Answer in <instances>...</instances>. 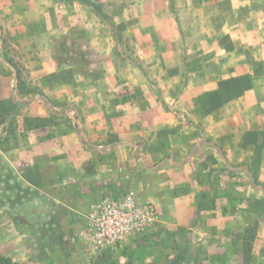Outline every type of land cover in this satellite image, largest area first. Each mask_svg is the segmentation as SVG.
<instances>
[{
  "label": "crops",
  "instance_id": "1",
  "mask_svg": "<svg viewBox=\"0 0 264 264\" xmlns=\"http://www.w3.org/2000/svg\"><path fill=\"white\" fill-rule=\"evenodd\" d=\"M25 2H29L30 5L34 3L38 10L44 14L50 13L54 20H62V23L58 21L60 30L54 26L46 35L39 36L43 40L52 38L54 44L44 46V49L38 52L41 56L36 57L34 65L30 67L32 75L33 72L41 73L38 81H32L36 85L43 83L42 96L59 114L53 115L40 97L48 111V118L59 117L63 112L51 106L45 93L50 90L49 83L53 81V74L59 70L49 62L48 56L66 59L65 67L61 69L63 73L68 72V83L59 88L76 89L72 87L74 81L78 79L74 72L80 69L85 55H89L88 52L93 46L92 34L88 30L91 19L85 17L83 10L86 8L82 3L62 0ZM263 8L264 0H210V2L173 0V12L169 7L168 9L173 14L175 22L179 24L182 20L184 30L189 32L194 30L192 29L194 24L190 22L195 21V17L200 15L199 33L196 34V38H190L192 32H189L184 41L177 38L161 41L162 47H172L166 52L163 51L160 56L163 70L161 77L158 78L157 87L162 97L159 98V103L152 105L146 103L144 108L139 107L136 99H131L130 106L134 109L131 112L136 122L129 127L128 137L131 139L126 140L130 144V149L126 150L129 152L128 155L121 159V155L126 152L116 144L106 152L94 147L99 141L107 147L116 138L108 136L103 130L104 125L98 121L94 122L93 118L88 119L85 126L91 146L85 144L86 140H81L79 134L74 135L70 131L66 141V158L73 159L75 154L72 148L77 155H81L80 157L92 159L106 153L113 161L118 155L119 164L125 162L131 169L125 170L131 175L130 182H114L107 174V170H94L92 173L77 170L80 178L71 179L79 195L77 199L72 200L68 197L66 199L65 196L61 202L60 210L66 217L61 220L60 236L71 249L72 259L79 256L80 264H264V216L260 217L262 220L260 235L256 231L249 233L253 237L247 236L249 249L243 251L241 249L243 233L237 232L234 237L226 229L225 218L234 220L233 216L221 217L218 214H213L215 215L213 218L207 216L214 203L212 198L196 203L195 197L191 195L171 197L168 193V188L174 185L189 187L193 174L205 175V169L200 168L198 162L201 159L196 158L200 154H204L206 163L214 162L220 169H223L222 165L227 168L232 159L235 163L245 159L257 164L260 160L263 161ZM73 10L82 12H70ZM237 17L243 20V23L238 24ZM137 45L148 47V41L142 39L136 43ZM94 49L93 46L91 54L95 56ZM109 54L108 48L106 55L110 56ZM62 64L64 65V62ZM112 70L116 69H110L109 72ZM184 71L186 82L182 84L181 76ZM125 72L130 76V81L139 87L140 94L151 100L153 92L149 90L148 79L146 76L143 77V72L139 74L130 64L126 65ZM114 73L117 76L116 71ZM16 84L14 69L8 63L0 61V116L6 109L5 100L7 103L14 101ZM14 86L15 97L12 99L10 92ZM19 100L17 99L18 105L28 102L20 104ZM164 103L167 104L170 113L162 107ZM3 122L1 121L0 126ZM46 123L51 121L47 120ZM42 132L41 134L30 132L25 137L19 131L17 133L15 131L13 135H9V140L5 144L0 145V159L8 160L9 157L15 156L26 160H33L36 157L51 158L53 137L47 125ZM136 136L145 138L144 146L138 148L135 144L132 145ZM203 140L205 144L202 143ZM198 145L200 151L193 155L194 148ZM211 151L216 153V159ZM158 157H161V162L151 166L152 170L156 169L154 172L142 170L141 161H154L153 159ZM9 171L24 179L23 175L34 170L27 168L20 170L18 166H14V170ZM149 176L152 180L155 179L154 182L150 183ZM261 178L264 182V175ZM25 183L30 188L35 186L28 181ZM131 184L142 188L147 200L159 207L160 223L149 228L141 236L127 239L112 251L91 253L81 233L80 226H83L81 215L100 196L118 195L123 190L131 189L129 187ZM210 184L214 187L212 183ZM149 190L160 193L161 197L152 196ZM0 198L3 196L0 195ZM3 204V201H0V254L19 264H37L28 259L34 253L31 243L27 240L28 236L19 230L16 220L6 215ZM71 215H74L76 220L73 218L70 220ZM237 220L241 222V218L237 217ZM215 223L216 228L211 230L205 228V224ZM256 234L258 238H255ZM234 257L238 260H233Z\"/></svg>",
  "mask_w": 264,
  "mask_h": 264
},
{
  "label": "rangeland",
  "instance_id": "2",
  "mask_svg": "<svg viewBox=\"0 0 264 264\" xmlns=\"http://www.w3.org/2000/svg\"><path fill=\"white\" fill-rule=\"evenodd\" d=\"M91 1L101 4L104 12L114 21L115 38L111 35V29L96 17L91 9L82 5L87 9V11L83 10L85 17L91 19L90 22L87 21L90 29L86 28L92 34V44L96 55L91 54L92 46L88 52L89 55H85L80 69L74 72L78 79L74 81L72 87L76 89L69 90L62 89L68 83V72L62 71L66 59L63 60L60 56H48L49 62L59 70L53 74V81L49 83L50 90L45 92L46 97L51 106L63 112L59 117L48 118V111L40 99L43 83L36 85L32 81H38L41 73L33 72L32 75L30 67L34 65L36 57L41 56L38 52L44 49V46L54 44L52 38L43 40L39 36L46 35L54 26L60 30L58 21L62 23V20L55 19V21L50 13L44 14L34 6V3L30 5L28 0V3L25 0H0V61L8 63L14 69L17 80L16 97L14 96L15 86L10 92V98L15 97L14 101H10L11 104L5 100L6 109L2 112L5 120L0 126V145L5 144L9 140V135H13L15 131L27 137L30 132L43 133L42 129H45V125L53 137L51 158L36 157L33 160H26L15 156L9 157L8 160L0 159V195L3 196L0 201L4 203L6 215L16 220L19 230L28 236L27 240L34 249L32 257L28 259L37 264H70L69 262L80 264L79 256L73 259L70 257L71 249L60 236L61 220L66 217L60 210L61 202L65 196L66 199L68 197L72 200L77 199L79 195L78 189L73 187L71 180L79 176L77 170H84L87 173H92L94 170H107V174L114 182H130L131 179V175L125 171L131 170L130 167L125 162L119 164L118 155L113 161L106 153L92 159L80 157L81 155H77L72 148L76 157L74 155L73 159L66 158V141L70 131L73 134H79L81 140L85 139L88 142L86 121L93 118L94 122L98 121L104 125L103 130L108 133V136L116 138L107 147H104L105 144L102 141L96 142L94 147L106 152L112 145H120L126 152L121 155V159L125 158L129 153L126 150L130 149V144L126 141L131 139L128 137L129 127L136 122L131 112L134 110L130 106L131 99H136L139 107L144 108L148 103L150 105L159 103V98L162 97L157 87L158 78L161 77L163 70L160 56L163 51L166 52L172 47H162L161 41L169 38L184 41L189 32H192L190 38H196V34L199 33L200 15L195 17V21L190 22L194 24L192 28L194 30L186 32L182 20L179 24L175 22L173 14L168 9L167 0ZM201 1L210 2V0ZM70 12L81 13L82 10ZM236 20L238 24L243 23L239 17ZM142 39L148 41V47L136 46V43ZM108 48L110 56L106 55ZM60 60L64 62V65ZM127 64L132 65L139 74L143 72L144 78L146 76L149 90L153 92L151 100L142 96L139 87L130 81V76L125 72ZM110 69L116 70L109 72ZM185 75L184 71L181 76L182 84L186 82ZM137 85L140 86V84ZM61 86L62 88H59ZM17 99L28 102L18 105ZM164 104L162 107L170 113L167 104ZM151 119L153 121V117ZM47 120L51 123H46ZM147 122L151 123V121ZM88 130L91 129L88 128ZM86 142L85 144L92 145ZM145 143L143 136H136V139L132 141V145L135 144L138 148ZM202 143L205 144V140ZM198 151H200L199 145L194 148L193 155H196ZM203 155L200 154L196 158L201 159L198 162L200 168L205 169V175L193 174L189 187L174 185L168 188V193L171 197L191 195L195 197L196 203L202 200L209 201L212 198L214 206L212 205L208 210L207 216L212 218L217 214L221 217L233 216L234 220L225 218L226 229L234 237L237 232L243 233V243L241 242L242 245H240L245 251L249 249L247 236L253 237L249 233L256 231L260 235L259 231L262 228L260 217L264 216V182L261 177L264 175V159L260 160L259 164L249 159L235 163L232 159L227 164V168L222 165L223 169H220L214 162L206 163ZM212 155L215 159L217 158L215 152H212ZM153 160L141 161L142 170L154 172L156 169L152 170L151 166L160 163L161 157ZM14 166H18L20 170L27 168L34 171L23 175L24 179H20L18 175L9 171L14 170ZM201 172L204 171L201 170ZM149 180L152 183L155 179L152 180L149 176ZM26 181L35 186L30 188L26 185ZM129 187L142 204L151 205L161 218L159 207L149 199L147 200L142 188L133 184ZM45 188H49V191ZM148 192L154 197H161L160 193L153 190ZM165 192L167 193V189ZM76 217L78 218V215ZM237 217L241 218V222H238ZM72 218L76 220L74 215H71L70 220ZM216 226V223L205 224L208 230ZM80 227L83 233V226ZM233 260L238 259L234 257Z\"/></svg>",
  "mask_w": 264,
  "mask_h": 264
},
{
  "label": "built area",
  "instance_id": "3",
  "mask_svg": "<svg viewBox=\"0 0 264 264\" xmlns=\"http://www.w3.org/2000/svg\"><path fill=\"white\" fill-rule=\"evenodd\" d=\"M83 239L93 254L112 251L127 239L141 236L160 223L149 204H142L132 189L118 195L105 194L93 201L81 215Z\"/></svg>",
  "mask_w": 264,
  "mask_h": 264
},
{
  "label": "trees",
  "instance_id": "4",
  "mask_svg": "<svg viewBox=\"0 0 264 264\" xmlns=\"http://www.w3.org/2000/svg\"><path fill=\"white\" fill-rule=\"evenodd\" d=\"M62 1H71V2H78V3H82L85 6H87L89 9H91V11L93 12V14L98 17L104 24H106L110 29H111V35L112 37L115 38V29H114V21L110 19V16H108L104 10L103 7L101 6V4L91 1V0H62ZM168 1V7L170 9V11L173 12V0H167ZM40 97L44 100L45 104L48 105V109L49 111L53 114V115H59L57 110L50 107L48 101L46 100L45 97H43L42 95H40ZM20 104L25 103L27 101H18ZM5 118L0 116V123L1 121H4ZM0 264H19L15 261H13L12 259L2 256L0 254Z\"/></svg>",
  "mask_w": 264,
  "mask_h": 264
}]
</instances>
